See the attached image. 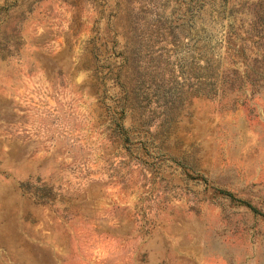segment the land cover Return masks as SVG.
I'll return each instance as SVG.
<instances>
[{"label": "rangeland", "instance_id": "1", "mask_svg": "<svg viewBox=\"0 0 264 264\" xmlns=\"http://www.w3.org/2000/svg\"><path fill=\"white\" fill-rule=\"evenodd\" d=\"M0 264H264V0H0Z\"/></svg>", "mask_w": 264, "mask_h": 264}]
</instances>
